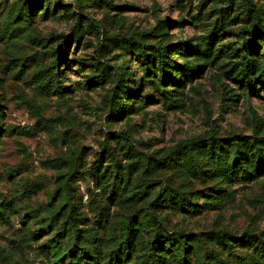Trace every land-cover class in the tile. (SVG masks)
<instances>
[{"label": "rangeland", "instance_id": "1", "mask_svg": "<svg viewBox=\"0 0 264 264\" xmlns=\"http://www.w3.org/2000/svg\"><path fill=\"white\" fill-rule=\"evenodd\" d=\"M23 1L0 0V264H75L73 235L93 264H264L234 241H264V176L235 177L264 137L245 0H43L17 23Z\"/></svg>", "mask_w": 264, "mask_h": 264}, {"label": "trees", "instance_id": "2", "mask_svg": "<svg viewBox=\"0 0 264 264\" xmlns=\"http://www.w3.org/2000/svg\"><path fill=\"white\" fill-rule=\"evenodd\" d=\"M264 1V0H262ZM246 7L248 10L252 13V15L256 18L255 23L252 25L251 28H244L245 31L248 33L249 38L246 41V50L244 51V59H246L238 72V77H241L242 83H245L246 86L252 91L254 89H258L257 87V79L261 81V83L264 85V51L262 53H259V47L260 45L257 43V37L259 35L264 34V20H261L259 15V11L256 9V4L254 0H245ZM43 3V0H24L22 5L18 8L17 14L15 16L17 23H29L33 19V15L38 7H40ZM234 18H229L227 20H222L221 24L225 27H229L231 25V21ZM76 42L79 43L81 39L80 32L75 33ZM68 42L66 43V47L68 46ZM261 55L262 59L261 61L257 59V57ZM60 56L59 58H61ZM166 55L164 53L160 54L158 56V64L159 69L161 73L162 79L166 80V71H167V64H166ZM184 72L187 73L188 77H192V70L191 69H184ZM258 75V78L255 76ZM244 84V85H245ZM118 86L120 89L126 91V84L124 82L119 81ZM114 107H117V104H113ZM249 144L246 151L240 148L239 143H235L236 146V154L238 155V158L240 160L239 167L237 169V173L235 177L243 182H251L259 179L260 177L264 176V137L257 138L252 142H248ZM70 189L68 185L66 187H63V199L70 203ZM142 196H138V199H141ZM183 200L187 201V198L185 196H182V203L181 205H184L185 203ZM194 207L196 205L191 204ZM69 217V230L74 229L79 224H86L88 222V218L83 216V212L80 210V207L73 205L71 206L70 212L68 214ZM60 219V212H57L52 217V222H56ZM184 237L185 236H181ZM221 243L224 247L229 248L231 246V238L227 235L226 232H222L220 235ZM246 239V235L241 238H235L234 241L236 242H250L255 249H260L261 255L264 256V241L259 240L254 234H250ZM78 236L73 235L70 237L71 241V250L74 251L73 257L75 259V264H93L92 259H95L94 256L89 253L83 252L82 254L78 253L74 248L76 247ZM162 243L160 244V246ZM58 254L61 251V244L56 245ZM196 254H199L198 252H195ZM88 255V256H87ZM200 255V254H199ZM198 259H202L201 257H198Z\"/></svg>", "mask_w": 264, "mask_h": 264}]
</instances>
